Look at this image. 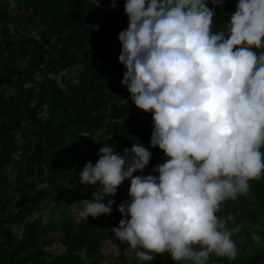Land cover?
Instances as JSON below:
<instances>
[{
	"label": "clouds",
	"instance_id": "1",
	"mask_svg": "<svg viewBox=\"0 0 264 264\" xmlns=\"http://www.w3.org/2000/svg\"><path fill=\"white\" fill-rule=\"evenodd\" d=\"M222 4L123 5L128 25L117 36L121 86L137 109L152 114L149 147L165 161L152 169L157 175L133 176L148 167L150 151L139 142L123 153L104 145L95 164L88 161L78 173V183L94 189L79 202V216L110 215L112 197L129 180V198L117 206L121 220L111 231L142 264L165 252L191 264H206L213 253L234 259L233 232L225 227L230 217L216 213L264 174V52L256 51L264 48V0H236L226 30L213 32Z\"/></svg>",
	"mask_w": 264,
	"mask_h": 264
},
{
	"label": "trees",
	"instance_id": "2",
	"mask_svg": "<svg viewBox=\"0 0 264 264\" xmlns=\"http://www.w3.org/2000/svg\"><path fill=\"white\" fill-rule=\"evenodd\" d=\"M223 1L213 32L224 29L236 10V0ZM112 3L0 0V264H102L107 244L121 242L111 230L121 220L117 206L128 198L118 195V187L110 215L76 218L73 207L94 191L78 183V173L88 161L95 164L106 144L123 153L139 142L150 151L148 167L133 176H147L165 161L159 149L149 147L152 114L137 109L121 86L125 68L118 61L117 36L128 20L117 12L124 11L125 0H115L114 9ZM12 13L22 18L12 19ZM34 22L36 36L27 27ZM76 69L75 78L51 77ZM248 184L247 193L220 204L223 219L230 217L225 227L233 232L236 250L248 247L247 255L237 252L229 259L213 253L206 264H264V247L253 242L254 236L264 240V179ZM17 225L19 235L13 233ZM54 242L60 254L46 250ZM122 243L132 259L123 253L110 264H142L136 250ZM165 256L169 264H180L167 252L146 264H162Z\"/></svg>",
	"mask_w": 264,
	"mask_h": 264
},
{
	"label": "rangeland",
	"instance_id": "3",
	"mask_svg": "<svg viewBox=\"0 0 264 264\" xmlns=\"http://www.w3.org/2000/svg\"><path fill=\"white\" fill-rule=\"evenodd\" d=\"M11 5H14L15 4V0H8ZM99 4L102 2V0H98ZM224 2V1H223ZM225 4V2L223 3ZM21 15L19 13H12V19H18V18H22L20 17ZM35 23V22H34ZM33 24H30L28 27V30L30 31V35H33V36H36V33H37V30H38V26L39 24L35 23V25ZM226 24L224 26V30H226ZM79 70L76 69V70H73V71H68V73L66 72H61L59 73L58 75H52L51 77L55 80H57L58 82L61 80L62 77H65L66 79L68 78H75L76 75L78 74ZM44 118H46V116H44ZM117 151V150H116ZM118 152V151H117ZM153 175H157L155 173H151ZM260 180H263L264 179V174H262V176L259 178ZM120 188V194H118L119 196L120 195H123L125 198H129L128 197V191H129V187H130V182H127V181H124L122 182V184L120 186H118ZM115 200V197L113 198ZM229 200V199H228ZM79 209H80V205H79V202H77V204L73 207L72 209V215H74L76 218H81L79 216ZM216 215L223 219V216H221V213H220V206H219V211L216 213ZM37 217V214H34L33 216H31V220L35 219ZM47 215L44 217V222L43 223H46L47 222ZM232 225V223H231ZM22 227L20 225H17L16 227H14L13 229V233L15 235H19V232L21 231ZM241 240H238V242L240 243ZM256 245H260L261 247H264V240L263 241H260V238L258 236H254V241H253ZM124 244L122 242H118L116 244H110L108 243L107 246L105 247V251H104V254L106 255L107 259H105L102 264H110V259H112L113 257H116L120 254H123L125 253L128 257V259H132V256H131V253L129 251H127L125 249V247L123 246ZM247 249L248 247H246V251H242L240 248L239 250L237 251L238 253H241V255L243 256H246L247 255ZM46 250L51 252V253H56V254H60L61 253V248L59 247L58 243L54 242V243H51V244H48L47 247H46ZM162 264H169V258L168 256H165L163 257L162 259ZM180 264H187L186 263V260H181L180 261Z\"/></svg>",
	"mask_w": 264,
	"mask_h": 264
},
{
	"label": "built area",
	"instance_id": "4",
	"mask_svg": "<svg viewBox=\"0 0 264 264\" xmlns=\"http://www.w3.org/2000/svg\"><path fill=\"white\" fill-rule=\"evenodd\" d=\"M117 12L121 13L122 15L124 14V12L120 11L119 9H117ZM253 51H255V49H252ZM257 51V50H256ZM257 53L259 54V52L257 51Z\"/></svg>",
	"mask_w": 264,
	"mask_h": 264
}]
</instances>
